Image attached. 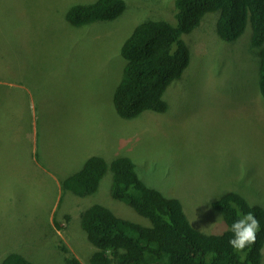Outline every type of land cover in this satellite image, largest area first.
I'll list each match as a JSON object with an SVG mask.
<instances>
[{"label": "rangeland", "instance_id": "rangeland-1", "mask_svg": "<svg viewBox=\"0 0 264 264\" xmlns=\"http://www.w3.org/2000/svg\"><path fill=\"white\" fill-rule=\"evenodd\" d=\"M92 1L0 0V264L9 252L33 264L70 255L91 264L80 211L93 203L149 225L110 196L109 170L91 195L63 189L92 154L131 158L138 177L179 199L203 232L226 229L210 202L228 190L264 209V97L250 24L228 42L216 33L218 12L206 13L182 34L190 60L163 94L167 110L125 119L113 107L121 43L143 21L176 25L174 0H124L114 19L67 21L72 5Z\"/></svg>", "mask_w": 264, "mask_h": 264}, {"label": "trees", "instance_id": "trees-1", "mask_svg": "<svg viewBox=\"0 0 264 264\" xmlns=\"http://www.w3.org/2000/svg\"><path fill=\"white\" fill-rule=\"evenodd\" d=\"M174 7L176 25L163 19L143 21L121 43L119 54L125 64L113 92L116 114L131 119L147 110H167L163 94L180 79L190 60L182 34L197 28L209 12H218L215 29L224 41H234L250 24V47L256 48L259 57V90L264 97V0H174ZM124 9V0H94L72 5L66 19L83 27L114 19ZM108 170L112 172L110 196L133 208L149 225L121 218L100 203L88 205L80 211V228L96 248L91 264H264V209L236 191L211 200L210 207L221 215L226 229L208 233L190 223L179 199L147 186L127 156L107 162L101 155H89L80 169L62 179L61 186L78 197L91 195ZM249 211L260 221V231L254 244L236 252L228 242L231 224ZM62 249L67 251L65 246ZM211 252L215 256L209 260ZM65 261L82 264L73 255ZM1 264L33 263L18 252H9Z\"/></svg>", "mask_w": 264, "mask_h": 264}, {"label": "clouds", "instance_id": "clouds-1", "mask_svg": "<svg viewBox=\"0 0 264 264\" xmlns=\"http://www.w3.org/2000/svg\"><path fill=\"white\" fill-rule=\"evenodd\" d=\"M260 227V221L252 212L239 214L237 219L231 224L232 237L228 241L230 246L236 252H243L247 247L255 243ZM214 256V252L209 253V260ZM243 258L242 256L241 259Z\"/></svg>", "mask_w": 264, "mask_h": 264}]
</instances>
